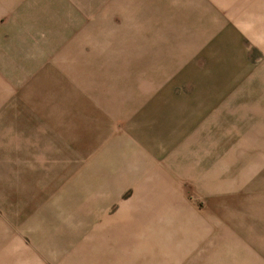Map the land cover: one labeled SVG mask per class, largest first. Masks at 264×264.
Segmentation results:
<instances>
[{
    "label": "rangeland",
    "instance_id": "rangeland-1",
    "mask_svg": "<svg viewBox=\"0 0 264 264\" xmlns=\"http://www.w3.org/2000/svg\"><path fill=\"white\" fill-rule=\"evenodd\" d=\"M42 1L44 6L46 4L42 10L45 17H50L46 8L53 10L58 5L62 25L56 33L54 25L42 27L48 28L50 34L43 37L42 44L38 43L40 50L42 45L38 59L23 63L16 61V51L23 53L26 50L24 45L6 47L0 52V59L6 60L0 67L3 77L16 87L0 94V98H7L0 101V211L9 212L14 224L28 221L34 212L42 214L44 225L49 220L46 217H58L52 221L66 227L53 228L59 235H65L68 230V236L74 237V243L81 245H87V240H91L86 258L100 259L90 264H120V261L122 264H149L158 259L210 264L217 246L225 248L217 253L227 257L228 253H233L226 250L228 246L234 248L235 243L242 241L258 243L261 223L249 211V195L242 191L216 196L201 186L203 183L205 187H211L212 175H216V180H224L220 175L226 176L227 168L231 166L227 159L229 147L234 143L227 136V108L224 106L227 91L217 89L225 87L226 76L172 75L171 78L172 84L182 83L185 78L187 87L191 83L192 87L201 89L184 91L179 86L172 89V99L183 98L178 95L186 93L187 106L171 108V118L180 122L181 131H176L172 120V128H167V132H172L173 148L182 135L191 138L201 126L197 131L202 132L198 143L201 146L189 144L200 147L201 153L196 150L188 153L190 160H186V166L195 163L201 175L199 188L190 181L170 180L171 186L161 189L166 190V194H160L157 186L151 189L144 186L141 187L144 196L139 194V199L133 201L137 187L122 186L117 196L112 194L113 201L82 202L89 196L101 198L103 193L100 190L103 188L98 187L102 185L104 174L115 172L117 175L121 164L132 157L113 149L116 154H111L106 160L103 155L87 160V154L99 144L110 122V115L96 103L93 84L96 80L105 81L107 85L120 88L121 93L128 94L136 77L146 81L149 62H152L146 58L147 0ZM78 3H83L84 8ZM29 7L30 0H19L12 13L20 14ZM28 29L23 24L21 26L15 15L0 18V34L5 30L21 36L26 35ZM55 57L59 64H56ZM177 62L172 60V66ZM32 67L42 71L45 79L43 88L30 89L22 94L19 88L24 73ZM137 68L144 74L136 76ZM122 72L128 81L121 76ZM195 94L201 95L197 101L202 105L195 103ZM40 95L41 100L33 99V96ZM147 97L146 92L139 90L123 103L133 105L135 110L137 101L141 104ZM107 110L113 114L112 108ZM100 111L104 121L102 128H96L98 133L95 134L93 125H97ZM34 120L39 122L35 128ZM128 123L135 130L132 116ZM144 123L147 124L146 118ZM238 124L241 130L243 122ZM24 131L39 132L36 147L34 139L27 140L33 142L32 147L20 140ZM124 143L130 150L136 146L135 140L128 143V139H124ZM175 161L182 169V159ZM88 162L105 166L107 171L103 177L100 171L89 170ZM177 165L171 163L170 173ZM134 182L132 179V184ZM88 206L108 216L103 220L83 218L80 214L85 213ZM98 222H102L101 228ZM90 229L95 234H88Z\"/></svg>",
    "mask_w": 264,
    "mask_h": 264
},
{
    "label": "crops",
    "instance_id": "crops-1",
    "mask_svg": "<svg viewBox=\"0 0 264 264\" xmlns=\"http://www.w3.org/2000/svg\"><path fill=\"white\" fill-rule=\"evenodd\" d=\"M18 1L0 0V18H11L15 15L21 26L23 24L25 29L29 27L28 33L15 36L19 34H11L4 30L0 34V52L6 47L24 45L26 50L23 53L16 51L18 54L16 61L33 62L38 59L42 50V45L40 50L38 43L42 44L43 37L50 34L48 28L42 27L54 25L56 33L62 25L59 22V8L58 5H55L53 10L46 8V11L50 12V17L47 15L45 17L42 10L46 4L44 6L42 0H30L28 10L24 9L20 14L12 13L14 4ZM146 3L148 21L146 58L152 61L149 62L146 81L136 77V82L131 83L128 94L121 93L120 88L107 85L105 81L96 80L93 84L94 96L98 100L96 103L102 111L110 115V122L99 144L87 154V160L100 155L106 156L103 158L106 160L111 154H116L113 149L123 151V154H131L132 157L128 162L121 164L117 175L115 172L105 173L107 169L101 163L88 162L89 170L100 171L102 177L105 173L104 179L101 178L102 185L98 187L103 188L100 193H103L104 198L89 196L82 202L91 204L113 201L112 194L116 193L117 196L122 186L137 187L133 198L135 201L143 192L141 187L151 189L157 186L161 190L171 186L170 180L190 181L194 187L199 188L201 175L194 166L195 163L186 166V160H190L188 153L192 154L195 150L201 153L200 147L189 145H199L202 132L197 131L201 130V126L190 136L191 138H186V134L182 135V139L176 142L173 148L172 132H167V128L168 126L172 128V106L176 108L187 106V99L184 98L186 93L178 95L183 98L172 99L170 98L172 89L176 86L184 91L201 89L197 86L192 87L191 83L190 87H187L185 78L182 83L172 84L171 78L172 75L226 76L225 87L217 89L227 91L224 105L227 108L229 130L227 136L229 139L232 138L234 143V146L229 147L227 159L231 166L227 168L226 176L220 175V178H225L224 180L220 181L219 178L216 180V175H212L211 187H205L203 183L201 186L202 189H210L216 196L221 193L224 195L243 191L245 195H249L248 208L253 213L252 217H257L261 226L258 231V243L242 241L235 243L234 248L228 246L226 250H232L233 253H228L227 257L217 253L225 249L217 246V252L212 254L210 264H264V0H147ZM78 4L84 8L83 3ZM54 59L56 64H59L57 58ZM172 60L178 62L172 66ZM5 61L0 59V67ZM3 74L0 70V94L9 92L12 88L16 89ZM123 74L122 72L121 76L125 78ZM134 74L138 76L144 73L137 68ZM44 81L42 71L32 67L24 73L19 90L22 94L30 89L41 90ZM33 85L37 87L32 88ZM139 90L146 92L148 97L141 101V104L137 101V108L134 110L133 105L131 108L130 104L123 102H128L129 99L126 98L138 93ZM195 95V103L202 105L203 103L197 101L201 99V95ZM33 97L34 100H41V95ZM6 99L0 98V101ZM144 102L141 110H138ZM106 107L112 108L113 114ZM102 111L99 113L97 125H93L95 134L98 133L96 128L100 129L103 125ZM131 116L132 122L136 125L135 130L128 123ZM145 118L147 124L144 123ZM172 121L176 131H181L180 122ZM240 122H243L241 130L238 124ZM33 123L35 128L39 122L34 120ZM38 136V131L28 133L24 131L20 140H24L26 146L32 147L33 142L27 140L34 139L36 147ZM124 139H128V143L135 140L136 146L130 150ZM181 159L182 169L175 161ZM171 163L179 165L174 167L173 174L170 173ZM228 174L234 180L228 177ZM132 179L135 181L133 184ZM142 179H145V182ZM165 192L166 190H161L160 194H166ZM146 193L150 192L147 190ZM86 208L84 210L86 212L80 214L83 218L103 220L108 216L105 213L100 214L99 210H91L90 206ZM41 215L34 212L27 218L28 221L14 224L9 212L0 211V264H90L100 259L86 258L90 252L87 248L91 247V240H87L89 243L87 245L75 244L74 237L68 236V230L65 231V235H59L53 229L66 228L58 221H52L54 218L58 220V217H46L49 220L44 225L41 220L44 217ZM98 225L101 228L102 222H98ZM88 234L95 233L90 229ZM93 243L95 248V240ZM149 264L187 263L184 259H158Z\"/></svg>",
    "mask_w": 264,
    "mask_h": 264
}]
</instances>
